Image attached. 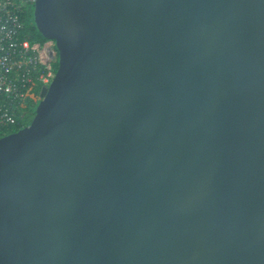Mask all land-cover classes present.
I'll list each match as a JSON object with an SVG mask.
<instances>
[{
	"label": "water",
	"instance_id": "obj_1",
	"mask_svg": "<svg viewBox=\"0 0 264 264\" xmlns=\"http://www.w3.org/2000/svg\"><path fill=\"white\" fill-rule=\"evenodd\" d=\"M57 69L0 138V264H264V0H36Z\"/></svg>",
	"mask_w": 264,
	"mask_h": 264
},
{
	"label": "built area",
	"instance_id": "obj_2",
	"mask_svg": "<svg viewBox=\"0 0 264 264\" xmlns=\"http://www.w3.org/2000/svg\"><path fill=\"white\" fill-rule=\"evenodd\" d=\"M36 0H0V138L24 127V103L46 89L57 69L53 41L32 42Z\"/></svg>",
	"mask_w": 264,
	"mask_h": 264
},
{
	"label": "trees",
	"instance_id": "obj_3",
	"mask_svg": "<svg viewBox=\"0 0 264 264\" xmlns=\"http://www.w3.org/2000/svg\"><path fill=\"white\" fill-rule=\"evenodd\" d=\"M27 32L31 35V41L32 42H40L43 43L46 41L44 38H42L37 31L34 29V26H31L27 29ZM40 93H35V95L32 98H28L24 103V108L22 109L25 113V122L24 127L28 126L31 119L33 118L34 114L38 110L40 103H41V96ZM23 128V127H22ZM18 131V129L11 130V133Z\"/></svg>",
	"mask_w": 264,
	"mask_h": 264
}]
</instances>
